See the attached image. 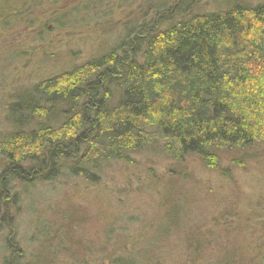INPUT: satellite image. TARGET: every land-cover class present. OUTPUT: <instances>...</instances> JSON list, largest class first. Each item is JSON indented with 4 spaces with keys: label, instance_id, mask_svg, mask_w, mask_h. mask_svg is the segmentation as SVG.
I'll return each mask as SVG.
<instances>
[{
    "label": "trees",
    "instance_id": "1",
    "mask_svg": "<svg viewBox=\"0 0 264 264\" xmlns=\"http://www.w3.org/2000/svg\"><path fill=\"white\" fill-rule=\"evenodd\" d=\"M29 1L0 0V26L22 20ZM199 3L161 1L108 49L11 96L0 130V217L9 234L3 264H55L51 246L71 250L73 213L54 231L57 245L45 233L25 256L10 239L29 186L61 177L97 184L110 164L143 152L172 161L177 176L196 157L227 178L264 146V2L211 13L198 12ZM167 190L153 242L181 234V264H264V203L257 211L228 207L204 224L189 219L194 200L184 186ZM130 245L131 257L110 263L162 264L145 254L150 246L135 252Z\"/></svg>",
    "mask_w": 264,
    "mask_h": 264
},
{
    "label": "rangeland",
    "instance_id": "2",
    "mask_svg": "<svg viewBox=\"0 0 264 264\" xmlns=\"http://www.w3.org/2000/svg\"><path fill=\"white\" fill-rule=\"evenodd\" d=\"M161 1L165 0H30L27 9L21 11L22 20L0 26V130L6 105L16 91L108 49ZM263 2L200 0L196 9L211 13L224 11L234 3L255 6ZM253 151L244 168L232 169L227 178L204 168L196 157H188L185 174L177 176L172 161L158 152H143L129 164H110L97 184L61 177L52 183L29 186L11 217L10 239L14 236L25 256L38 248L45 233L51 234L49 238L57 245L54 231L67 220L63 216L70 214L75 215L69 232L71 250L60 253L51 246V255L58 260L55 264H71L67 260L111 264L109 260L116 255L128 259L131 255L125 247L130 248L133 241L135 252L150 246L147 256L153 254L162 259V264H181L185 245L181 234L171 236L169 231L164 236L170 237L153 242L152 229L159 225L163 205L169 199L167 188L176 191L184 186V191L192 194L191 222L205 224L228 207L257 211L264 203V146ZM222 163L226 165L227 161L223 159ZM1 168L0 159V173ZM6 223L0 217V264L7 253ZM115 243L123 251L116 250Z\"/></svg>",
    "mask_w": 264,
    "mask_h": 264
}]
</instances>
